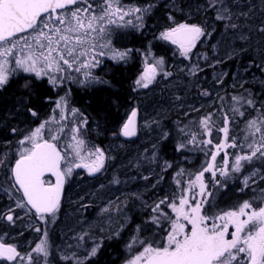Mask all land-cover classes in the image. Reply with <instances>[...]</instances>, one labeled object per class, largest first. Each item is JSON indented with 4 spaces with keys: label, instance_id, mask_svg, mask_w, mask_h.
<instances>
[{
    "label": "snow or ice",
    "instance_id": "obj_1",
    "mask_svg": "<svg viewBox=\"0 0 264 264\" xmlns=\"http://www.w3.org/2000/svg\"><path fill=\"white\" fill-rule=\"evenodd\" d=\"M152 7L151 4L127 7L122 0H0V90L17 77L22 79L20 86L23 89L33 85L32 77L37 81L46 80L53 90L59 89L66 81L74 79L72 73L99 66L101 61L98 58L106 55L104 49L112 51V59H126L130 50L119 52L111 49V26L134 15L142 22L143 16L149 14ZM175 10L181 9L176 6ZM197 11L204 15L211 13L214 25L218 23L223 29L222 36L231 33L234 40L244 42L246 47L239 51H246L257 44L260 45L258 50L264 52V0H203L197 5ZM168 20L171 24L160 33L159 38L176 45L180 55L189 60L197 43H203L202 38H210L216 31L214 25L206 22H177L171 14ZM126 23L131 24L132 20ZM215 47L213 45L214 52ZM234 54H237V49L232 48L227 53L228 58ZM203 59H208L207 54H203ZM163 64L162 59L146 64L144 72L135 81L136 87L149 88L160 73L165 79L170 77L172 73L164 70ZM254 66L264 71V61ZM200 71L203 69L193 64L188 69V75L196 76ZM83 75L85 80L78 83H106L98 81L90 72ZM217 82L223 81L218 79ZM244 83L247 81L240 83L241 88ZM259 83L264 87V80ZM201 95L211 93L202 90ZM175 99L181 98L176 96ZM219 100L220 121L213 119L215 113H208L198 121V133L189 131L187 126L179 128L188 139L178 143L177 151L184 150L189 143H198L203 146L201 151L208 160L194 179L184 181L180 179L185 175L184 170L177 171L173 177L177 191L171 197L164 196L152 205H146L152 213L148 223L164 233L163 242L146 243L134 235L128 247L132 248L135 244L143 247L127 264H264V206L256 207L252 201L245 200L232 209L214 212L209 200L214 194L205 182V173H211L212 180L220 185L221 181L216 179L217 172L230 178L231 173H241L246 165H254L256 161L264 164V101L258 102L252 91L246 88L232 95L230 102L225 97H219ZM53 103V115L18 141L21 147L17 149L14 164L7 152L0 153V170L4 174V178L0 179V192L11 201L0 209V221L9 226H15L16 221L23 218L17 210L25 215H36L43 224L53 223L60 209L65 179L72 175L74 169L83 168L89 176H95L105 170L106 158L111 159L100 147L87 145L84 138L87 117L79 109L69 107L68 93L59 96ZM249 110L254 114L250 115ZM28 111L37 116L33 109ZM136 117L137 111L133 109L119 135L127 138L137 135ZM237 118L243 122L239 138L234 130ZM214 130L223 134L222 139H215ZM12 132L15 133L16 129ZM167 135L163 133L162 138L166 139ZM198 136L208 138L198 140ZM229 148L238 151L229 153ZM221 152L224 153L222 166L217 161ZM229 156L232 158L230 171ZM144 159L149 164L156 163L155 151ZM171 167L165 162L161 171ZM46 174L54 176L55 182L46 181ZM257 178L264 180V173L259 168L243 175L241 191L255 184ZM111 183L119 184L120 180L113 177ZM260 192L264 194V189ZM112 204L115 202L101 209V214H108L110 222L113 219L110 212ZM115 208L117 212L122 211L120 205H115ZM34 230L41 233L42 238L27 252L0 239V264H52L48 232L41 227ZM139 231L138 227L137 233ZM114 234L119 235V231ZM85 237L91 239L87 232L75 237L77 247ZM98 248L99 245L94 244L84 259L75 252L66 251L60 259L84 264L89 256L96 255Z\"/></svg>",
    "mask_w": 264,
    "mask_h": 264
},
{
    "label": "rangeland",
    "instance_id": "obj_2",
    "mask_svg": "<svg viewBox=\"0 0 264 264\" xmlns=\"http://www.w3.org/2000/svg\"><path fill=\"white\" fill-rule=\"evenodd\" d=\"M117 25L111 26L110 34ZM104 51L106 55L100 56L98 58L100 61H117L111 58L113 55L112 51L109 49H104ZM83 73L84 69L78 74L81 75ZM62 94L64 95L63 92ZM49 116L51 115L46 116L42 122L48 120ZM26 119L30 121L32 117L28 116ZM123 123L124 112L118 121L108 128L103 129L100 121L96 118H92V122L86 126L84 138L87 145L91 147L92 143L90 140L94 138L102 140L101 145L98 147L105 151L106 157H111V159L106 158L105 170H102V174L98 173L95 176H89L85 169L77 168L74 169L70 177L65 179L60 209L56 214L55 220L53 223L44 224L52 228L55 234L52 253L59 264H74L72 260L60 259L63 252H75L77 256L84 259L88 250L94 244L99 245L98 251L95 256H89L88 259L84 260V264L96 259L103 244L113 238H118L129 223L125 137L119 135ZM88 131L93 138L89 137L88 139ZM0 153H2L1 149ZM0 174L3 175L2 170ZM113 177H118L120 183H111ZM44 179L55 182L56 178L46 174ZM14 194L20 195L19 193ZM112 202H115V204H112L110 209L113 217L110 222L108 214H101V209ZM10 203L11 201L7 196L0 192V209H4ZM115 205H120L122 211L117 212ZM17 211L20 212L23 218L17 220L15 226H9L6 222L0 221V227H5L8 229L7 231H10L8 234L0 233V239L8 244L16 245L19 249L21 247L23 250L35 242L37 234L34 229L39 225H43V223L37 219L36 215H25L21 210ZM116 230L119 231V235L114 234ZM81 232H87L91 239L85 237L83 241H79L80 246L77 247L78 242L75 237ZM20 233L23 234L20 235ZM20 239L22 241L19 245Z\"/></svg>",
    "mask_w": 264,
    "mask_h": 264
},
{
    "label": "trees",
    "instance_id": "obj_3",
    "mask_svg": "<svg viewBox=\"0 0 264 264\" xmlns=\"http://www.w3.org/2000/svg\"><path fill=\"white\" fill-rule=\"evenodd\" d=\"M110 46L121 52L120 22L110 34ZM84 72H90L98 81H106V83L95 81L92 84L78 83L77 81H84L85 77L83 74L79 75L74 72L72 73L74 79L66 81L64 87L56 90H53L46 80L37 81L34 77H32L33 85L29 89L21 88L22 79L17 77L11 79L9 84L0 90V149L2 153H8L13 164L17 158V149L21 147L18 141L29 131L38 127L46 116H52L53 102L66 93L69 95V107L79 109L87 117L88 125L92 122V118L98 119L103 129L118 121L124 112L121 60H102L99 66L84 69ZM28 109L36 111L37 116H32ZM28 116H31L32 120L28 121L26 119ZM12 129H16V132L13 133ZM87 133L88 139L93 138L89 131ZM90 142L91 146H100L102 140L94 138ZM3 178L4 174H0V179ZM38 227L48 232V240L52 246L55 238L52 228L44 224ZM7 230L5 227H0L1 234H8L10 231ZM36 234L35 242L23 250L21 247L18 250L27 252L30 246L34 247L39 243L42 235L37 232ZM21 241L20 239L19 245ZM129 244L128 223L118 238H113L103 244L96 259L85 264H125L131 259ZM50 259L52 264H59L53 253Z\"/></svg>",
    "mask_w": 264,
    "mask_h": 264
},
{
    "label": "water",
    "instance_id": "obj_4",
    "mask_svg": "<svg viewBox=\"0 0 264 264\" xmlns=\"http://www.w3.org/2000/svg\"><path fill=\"white\" fill-rule=\"evenodd\" d=\"M34 211V210H33Z\"/></svg>",
    "mask_w": 264,
    "mask_h": 264
}]
</instances>
